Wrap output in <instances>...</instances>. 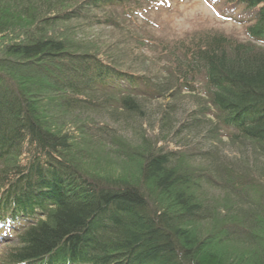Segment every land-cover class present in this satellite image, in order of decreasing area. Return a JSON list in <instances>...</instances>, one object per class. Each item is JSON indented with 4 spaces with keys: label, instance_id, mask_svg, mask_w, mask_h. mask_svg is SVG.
<instances>
[{
    "label": "trees",
    "instance_id": "1",
    "mask_svg": "<svg viewBox=\"0 0 264 264\" xmlns=\"http://www.w3.org/2000/svg\"><path fill=\"white\" fill-rule=\"evenodd\" d=\"M135 2L0 0V264H264V170L218 150L227 137L264 159V0H226L248 14L249 42L201 31L157 49L160 79L77 38ZM84 146L126 169L86 170Z\"/></svg>",
    "mask_w": 264,
    "mask_h": 264
},
{
    "label": "rangeland",
    "instance_id": "2",
    "mask_svg": "<svg viewBox=\"0 0 264 264\" xmlns=\"http://www.w3.org/2000/svg\"><path fill=\"white\" fill-rule=\"evenodd\" d=\"M137 2L131 3L127 10L120 8L117 11L115 17L120 23L119 26L92 27L86 29L82 33L77 32L79 33L77 38L82 39L84 37L86 40H89L93 43V49L96 48L95 50H97V48L106 47L118 48L117 50L119 52L121 51L120 53H123V55L125 54L124 59L126 60L127 67H132L139 73H145L152 77L155 76L158 79L167 76L164 73L161 74L156 72L157 69L153 61L154 57L157 56L155 54L156 50L158 49L160 53L163 45L173 46L179 41L185 40L187 37H191L195 33L201 31L222 33L236 41L243 43L249 42V38L246 34L248 14L243 10L227 5L226 0H137ZM131 36L138 37L143 41H153V44L149 46L151 48H148L137 43V46L132 45L134 47L136 46V48L132 49L130 45L127 44L128 38H131ZM138 48H141L142 51L140 52ZM137 55L140 56L137 57ZM139 58H141L140 61L138 60ZM182 95V98L176 101L178 112L173 119L174 124L183 117L185 112L184 109L189 107L191 102L190 97L193 96L186 93ZM194 97L196 96L194 95ZM171 101L170 98H165L159 101H153L152 104L148 105L152 121L157 119L156 115L161 108L172 103ZM175 125L177 126V123ZM116 126L115 128H118L120 132V138H123L125 141L131 140L135 148L140 146L137 140V132L129 128H126L127 130L124 132L123 128L125 126L122 123ZM221 139L222 140L218 144L220 153L219 158L227 162L231 161L241 169L249 168L256 172L264 170V159L257 153L247 154L239 145L232 143L227 137H222ZM82 149L87 151L88 156L90 155L89 159L86 155V161L83 163L86 170L95 172V170L107 169V171L110 170L119 173L121 169H126V167H122L119 164L116 165L112 163V165H105L109 163L110 160L113 162L115 158L107 155L105 152L107 150L103 147L89 148L84 146ZM94 155L96 157L95 161H97V159H102L104 162H100L101 164H92L90 160L93 158H91V156ZM78 158L79 157H77V159ZM106 160L107 162L105 163ZM128 169L132 170L131 167ZM212 192L214 197L212 205L219 208L223 205L222 203L225 202V196L217 190H213ZM197 228H199L202 233L208 229L206 225H200ZM9 247H11V244L0 243V261ZM234 248L238 250L244 249L241 245L236 244ZM236 257L237 255L233 253L232 259H236Z\"/></svg>",
    "mask_w": 264,
    "mask_h": 264
}]
</instances>
